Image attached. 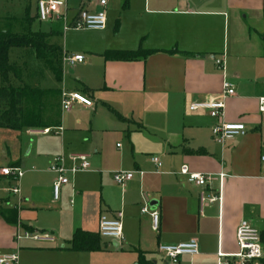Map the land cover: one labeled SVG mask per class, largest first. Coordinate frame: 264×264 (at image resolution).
<instances>
[{"label": "crops", "instance_id": "0c3cea01", "mask_svg": "<svg viewBox=\"0 0 264 264\" xmlns=\"http://www.w3.org/2000/svg\"><path fill=\"white\" fill-rule=\"evenodd\" d=\"M69 2L68 12H77L70 23L81 9H103L99 0H80L77 7ZM37 3L35 17H22L7 30H29L36 18L47 23L41 32L48 42L61 48V81L32 48L21 47L32 55L38 74L29 73L26 61L14 60L22 82L59 90L60 126L48 133L19 129V153L7 150L0 160V166L24 170L19 198L9 190L12 179L0 175V254L17 253L20 264H136L143 252L158 264H171L160 244L196 240L199 252L181 255L178 264H219L218 252L237 251L241 220L263 234L264 0H108L105 29L64 30L62 44L56 40L63 37L60 21H41ZM138 49L151 53L106 57L108 51ZM72 54L85 59L71 65L66 56ZM224 80L236 93L225 99L219 120L244 124L245 132L218 143L212 134L217 119L190 106L220 99ZM63 89L84 94L93 105L74 103L63 111ZM24 133L35 141L25 140ZM77 153L90 155V169L68 173L69 183L56 199L58 175L50 167L58 157L71 167V154ZM152 156L162 161L159 170ZM183 165L215 179L205 185L190 182L180 172ZM115 171L135 173L121 185ZM220 173L225 176L219 178ZM145 206L159 211L157 229L142 211ZM118 213L122 239L101 236L105 249L98 251L70 249L76 230L99 232L101 215ZM20 232L48 233L54 240L17 238ZM225 259L237 264V258Z\"/></svg>", "mask_w": 264, "mask_h": 264}, {"label": "built area", "instance_id": "2783aa9c", "mask_svg": "<svg viewBox=\"0 0 264 264\" xmlns=\"http://www.w3.org/2000/svg\"><path fill=\"white\" fill-rule=\"evenodd\" d=\"M108 0H99V4L103 7L100 11L91 12L81 9L72 23H68V5L67 0H38L37 10L38 17L41 21H63L65 27L75 29H92L103 30L107 26V15L104 8ZM85 56L83 54H72L66 56V61L73 65L76 62H83ZM216 64L223 67L221 58H216ZM235 87L228 81L224 80L220 99L197 101L191 104L190 110H206L212 117L217 119L212 127V134L218 143H224L227 139L233 138L237 134L245 132L244 124L226 123L220 121V117L224 114L225 99L235 95ZM74 103H81L86 106H92L93 101L80 92H69L65 89L61 92V106L63 111H68ZM260 110L264 112V97L260 98ZM51 128H45L41 132L48 133ZM90 155L86 153L71 154L74 164L67 167L62 157H58L56 162L50 167V170L57 173L58 177L53 184L54 196L59 198L61 187L69 183L68 173L75 174L80 171L90 169ZM151 160L156 165L157 170L161 168L162 161L158 156H152ZM261 176L264 178V155L260 157ZM180 172L188 177L190 182L198 185H205L207 182L215 179L214 175L192 172L187 165H183ZM133 171H115L113 177L118 184L123 185L127 180L134 176ZM138 173L143 174L142 171ZM0 175L10 177L15 183L9 190L15 195H21L20 182L24 175V171L18 166H0ZM224 173L219 174V178H223ZM143 212L149 213L155 229L159 227L160 214L157 210H150L148 206L143 207ZM122 214L118 213L115 217L109 218L102 214L99 220V233L103 237L122 239L123 225ZM27 238H33L41 241H53L54 237L48 233L31 234L26 232ZM22 236L17 235V238ZM237 251L232 254L218 252L219 264H229L227 257L237 258V264H248L254 260H260L264 257L263 243L261 233L258 228L250 224L246 219L240 221L236 231ZM158 250L171 262L178 264L179 257L184 254L195 255L199 252V245L196 240H190L179 244H160ZM0 264H20V257L17 253L0 254Z\"/></svg>", "mask_w": 264, "mask_h": 264}, {"label": "trees", "instance_id": "16d2710c", "mask_svg": "<svg viewBox=\"0 0 264 264\" xmlns=\"http://www.w3.org/2000/svg\"><path fill=\"white\" fill-rule=\"evenodd\" d=\"M48 34L41 31L13 32L0 29V127L9 129L49 128L60 126V93L58 89H43L22 82L21 66L12 61L10 51L14 47L32 48L37 56L61 81L62 50L48 42ZM150 50L108 51L106 57L136 59L150 54ZM50 98L52 100H50ZM59 108V111H58ZM51 111V112H50ZM50 112V114H49ZM263 243L264 233H261ZM70 249L98 251L105 249L99 232L76 230L69 241ZM136 264H158L139 252ZM264 264V258L260 259Z\"/></svg>", "mask_w": 264, "mask_h": 264}, {"label": "rangeland", "instance_id": "374dc122", "mask_svg": "<svg viewBox=\"0 0 264 264\" xmlns=\"http://www.w3.org/2000/svg\"><path fill=\"white\" fill-rule=\"evenodd\" d=\"M80 0H70L69 6L71 7H77ZM35 4L36 0H0V29H7L8 24L9 26H17L18 21L22 19V17H25L27 15L31 17H35ZM72 13H77L76 10L70 9L68 12V23L71 22L70 16ZM18 22V23H17ZM11 24V25H10ZM60 26L63 28V37L56 38V40L61 41L64 39V30L71 29L72 27H65V23L60 21ZM5 27V28H4ZM47 27V23H41L38 19L34 18L31 23V30L32 31H43ZM75 29V28H73ZM81 30V29H78ZM61 39V40H60ZM10 58L12 61L18 60L19 61H26L27 68L29 73H36L38 74V70L35 68V62L32 58V55L27 52L24 48L21 47H14L10 51ZM36 79L42 80V78H38L35 76ZM34 79V78H33ZM27 127L23 126L20 129H26ZM19 129H9V128H1L0 127V160L5 157V153L7 150L11 153V155L14 156L15 153H19L18 150L15 148V139L16 135H18ZM24 139L26 140V137L29 141L36 139L34 136H27L24 133ZM30 146V142L28 143L27 147L24 149L25 153ZM24 171V170H23ZM22 179L20 182L21 187ZM15 183H12L14 185ZM14 198L22 197V195H13ZM21 233V232H20ZM21 236H24L25 233L22 232L20 234ZM161 262V261H160Z\"/></svg>", "mask_w": 264, "mask_h": 264}]
</instances>
